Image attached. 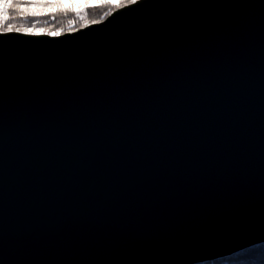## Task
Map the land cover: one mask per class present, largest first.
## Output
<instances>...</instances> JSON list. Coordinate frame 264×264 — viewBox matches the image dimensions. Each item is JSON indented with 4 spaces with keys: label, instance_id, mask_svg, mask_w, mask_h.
<instances>
[{
    "label": "water",
    "instance_id": "obj_1",
    "mask_svg": "<svg viewBox=\"0 0 264 264\" xmlns=\"http://www.w3.org/2000/svg\"><path fill=\"white\" fill-rule=\"evenodd\" d=\"M260 243L264 0L0 33V264H195Z\"/></svg>",
    "mask_w": 264,
    "mask_h": 264
},
{
    "label": "trees",
    "instance_id": "obj_2",
    "mask_svg": "<svg viewBox=\"0 0 264 264\" xmlns=\"http://www.w3.org/2000/svg\"><path fill=\"white\" fill-rule=\"evenodd\" d=\"M19 3H29L30 0H15ZM46 4H57L56 7H33L31 12L40 13L37 16L18 15L10 10L8 23L20 28H30V34H47L59 32V35L72 33L92 25L93 20L101 22L107 19L115 10L123 8L111 3L110 0H40ZM122 2H120L121 4ZM119 4V5H120ZM62 6V7H61ZM119 7V8H116ZM110 13L101 19L104 13ZM7 26V25H3ZM34 26V27H33ZM25 33V32H22ZM28 34V33H27ZM196 264H264V243L249 246L232 255L208 260Z\"/></svg>",
    "mask_w": 264,
    "mask_h": 264
},
{
    "label": "snow or ice",
    "instance_id": "obj_3",
    "mask_svg": "<svg viewBox=\"0 0 264 264\" xmlns=\"http://www.w3.org/2000/svg\"><path fill=\"white\" fill-rule=\"evenodd\" d=\"M145 2V0H122L121 5H118L120 7L127 6L128 10H131L132 8L139 7ZM57 4H46L40 2V0H30L29 3H19L15 2V0H0V33H19V32H25L30 33L32 32V29L30 28H20L15 27L14 25L8 23L10 19H13L14 17L10 16V10H15L18 15H31V16H37L40 15V13L31 12L30 9L33 7H56ZM62 7V6H61ZM110 13H104L101 19L106 18L109 16ZM115 18V17H114ZM101 23L100 20H93V25H99ZM3 25H7L6 27ZM34 27V26H33ZM49 36L56 37L59 36V32H49Z\"/></svg>",
    "mask_w": 264,
    "mask_h": 264
},
{
    "label": "rangeland",
    "instance_id": "obj_4",
    "mask_svg": "<svg viewBox=\"0 0 264 264\" xmlns=\"http://www.w3.org/2000/svg\"><path fill=\"white\" fill-rule=\"evenodd\" d=\"M100 1H103V0H99V2ZM111 1V3H113V4H115V5H119L120 4V2H122V0H110ZM96 2H98V0H96ZM121 5V4H120ZM116 8H119V7H116ZM118 10V9H117ZM116 11V10H115Z\"/></svg>",
    "mask_w": 264,
    "mask_h": 264
},
{
    "label": "bare ground",
    "instance_id": "obj_5",
    "mask_svg": "<svg viewBox=\"0 0 264 264\" xmlns=\"http://www.w3.org/2000/svg\"><path fill=\"white\" fill-rule=\"evenodd\" d=\"M204 262V261H203ZM197 263H199V262H197ZM196 264V263H195Z\"/></svg>",
    "mask_w": 264,
    "mask_h": 264
}]
</instances>
